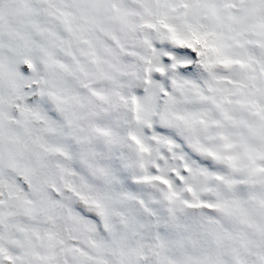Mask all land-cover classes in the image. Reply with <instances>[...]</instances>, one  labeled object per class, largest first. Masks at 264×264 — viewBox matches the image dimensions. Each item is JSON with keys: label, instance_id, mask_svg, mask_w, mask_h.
<instances>
[{"label": "snow or ice", "instance_id": "1", "mask_svg": "<svg viewBox=\"0 0 264 264\" xmlns=\"http://www.w3.org/2000/svg\"><path fill=\"white\" fill-rule=\"evenodd\" d=\"M0 264H264V0H0Z\"/></svg>", "mask_w": 264, "mask_h": 264}]
</instances>
